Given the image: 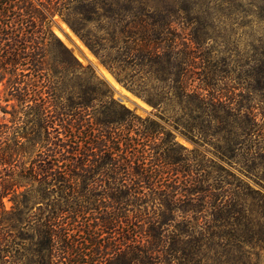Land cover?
I'll list each match as a JSON object with an SVG mask.
<instances>
[{
	"label": "trees",
	"instance_id": "trees-1",
	"mask_svg": "<svg viewBox=\"0 0 264 264\" xmlns=\"http://www.w3.org/2000/svg\"><path fill=\"white\" fill-rule=\"evenodd\" d=\"M237 1L264 23V0ZM144 8L0 0V76L14 101L0 107L11 116L0 123V264H245L246 248L261 247L264 193L223 165L264 180L255 170L264 157L255 97L237 108L218 84L221 70L180 49L175 2L146 19ZM55 16L195 146L115 100L54 34ZM261 47L244 64L248 93L264 38Z\"/></svg>",
	"mask_w": 264,
	"mask_h": 264
},
{
	"label": "rangeland",
	"instance_id": "rangeland-1",
	"mask_svg": "<svg viewBox=\"0 0 264 264\" xmlns=\"http://www.w3.org/2000/svg\"><path fill=\"white\" fill-rule=\"evenodd\" d=\"M137 1L145 4L144 9L138 10L139 16L145 19L148 16L147 13L162 9L166 2L176 3L178 17L175 22V33L178 36L177 42L180 49L195 50L198 66H200L199 63H207L214 70H221L216 73L217 77L221 78L218 84L226 87L228 96L236 100L235 106L237 108L245 105L247 96L255 97L256 108L253 111L256 114L257 135L254 143L264 147V59L258 65L254 64L252 66L254 71H256L258 80L251 81L252 86H256V90L248 89L251 91L250 93L245 88L250 81L245 78L246 67L244 65L246 58L253 55L254 51H257V47H259V51L261 50L260 53L262 52L264 23L259 22L254 15L245 16L242 11L243 5L237 0H228V4H225L223 9L219 6L222 2L221 0ZM51 29L83 66L89 65L106 82L115 100L126 108L133 110L142 118L148 116L164 124L174 132L175 140L185 148L192 149L195 146L172 127L168 126L151 105L120 83L63 19L55 16ZM90 31L94 33L97 30L95 27H91ZM254 46L257 47L255 48ZM198 72L200 73V70ZM7 78V76H0V107L7 108L10 111L14 101L8 96ZM110 78H112L114 83L110 81ZM5 99L9 100L5 101ZM10 118L9 113H5L0 109V123L10 124ZM210 143H214L213 145L216 147L222 141L213 137ZM214 147L210 148L211 151L215 150ZM201 150L208 156L218 160L214 154L202 148ZM257 162L255 170L261 177H264V157ZM223 165L264 193V180L259 179L255 182L247 178L238 170L240 167L238 165L233 166L234 168L226 163H223ZM5 204L9 208L11 202L5 200ZM259 245H261L260 248L258 246L246 248L251 254L243 256L245 264H264V241L259 242Z\"/></svg>",
	"mask_w": 264,
	"mask_h": 264
},
{
	"label": "bare ground",
	"instance_id": "bare-ground-1",
	"mask_svg": "<svg viewBox=\"0 0 264 264\" xmlns=\"http://www.w3.org/2000/svg\"><path fill=\"white\" fill-rule=\"evenodd\" d=\"M107 77V76H106ZM113 78V77H112ZM112 78H110V81H112L113 82V80H112ZM114 83V82H113Z\"/></svg>",
	"mask_w": 264,
	"mask_h": 264
}]
</instances>
